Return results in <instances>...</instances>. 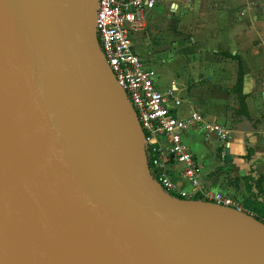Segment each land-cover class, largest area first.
<instances>
[{
    "label": "water",
    "instance_id": "obj_1",
    "mask_svg": "<svg viewBox=\"0 0 264 264\" xmlns=\"http://www.w3.org/2000/svg\"><path fill=\"white\" fill-rule=\"evenodd\" d=\"M96 1L0 0V264H264V224L151 176Z\"/></svg>",
    "mask_w": 264,
    "mask_h": 264
},
{
    "label": "crops",
    "instance_id": "obj_2",
    "mask_svg": "<svg viewBox=\"0 0 264 264\" xmlns=\"http://www.w3.org/2000/svg\"><path fill=\"white\" fill-rule=\"evenodd\" d=\"M144 18L132 46L156 88H172L173 113L195 110L203 121L232 126L224 141L199 127L183 133L200 183L264 213V0H167ZM239 66L242 105L233 91ZM242 119L246 129L235 128Z\"/></svg>",
    "mask_w": 264,
    "mask_h": 264
},
{
    "label": "built area",
    "instance_id": "obj_3",
    "mask_svg": "<svg viewBox=\"0 0 264 264\" xmlns=\"http://www.w3.org/2000/svg\"><path fill=\"white\" fill-rule=\"evenodd\" d=\"M165 1L97 0L94 11L97 45L135 113L150 174L170 197L210 201L246 213L264 224V213L248 211L239 199L202 186L195 158L182 141L183 133L195 127L213 132L224 141L232 126L203 121L195 110L185 117L175 115L173 110L179 100L172 95V88L159 91L153 82V70L145 64L146 58L133 49L131 37L145 26V15ZM173 5L169 3L168 9H173ZM173 165H178L177 170Z\"/></svg>",
    "mask_w": 264,
    "mask_h": 264
},
{
    "label": "trees",
    "instance_id": "obj_4",
    "mask_svg": "<svg viewBox=\"0 0 264 264\" xmlns=\"http://www.w3.org/2000/svg\"><path fill=\"white\" fill-rule=\"evenodd\" d=\"M241 68L240 66L238 67V71H237V76H236V81L235 84L233 86V91L237 96L238 102L240 105L243 104V96L240 93V85H241ZM145 153V152H144ZM146 154V153H145Z\"/></svg>",
    "mask_w": 264,
    "mask_h": 264
}]
</instances>
